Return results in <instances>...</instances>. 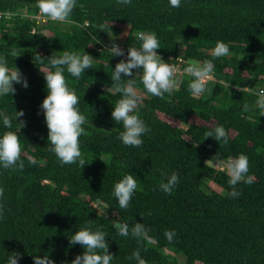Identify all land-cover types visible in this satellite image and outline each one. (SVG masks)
Listing matches in <instances>:
<instances>
[{
	"label": "trees",
	"instance_id": "1",
	"mask_svg": "<svg viewBox=\"0 0 264 264\" xmlns=\"http://www.w3.org/2000/svg\"><path fill=\"white\" fill-rule=\"evenodd\" d=\"M0 12L13 13L0 18V56L28 81L27 88L14 83V96L0 97V111L25 113L11 129L0 119V136L26 122L18 133L22 151L17 163L24 167L0 166L5 190L0 264L13 251L22 254L18 264H35L34 256L47 254L55 264H71L85 249L71 246L69 238L88 225L108 234L112 264H136L129 257L137 249L148 264H264V116L255 106L256 93L264 89V0H181L178 8L169 0H131L128 6L117 0H77L71 24L38 21L36 0H0ZM124 26L126 52L140 46L138 32H155L165 61L171 63L173 56L177 63L182 57L183 68L205 60L214 64L213 79L199 97L189 91L193 77L187 73L177 75L179 88L163 98L147 93L136 77L143 96L137 113L151 128L140 147L121 141L123 125L111 116L121 98L111 89V73L126 58L111 57L103 43ZM217 41L229 45L227 57L213 58ZM63 51H85L94 58L93 68L80 78L64 73L88 121L80 137L89 163L84 169L62 165L47 150L40 105L48 92L40 70H51L47 57ZM220 125L229 135L227 144L206 136ZM241 153L249 158L254 182L237 184L242 195L233 199L227 170L216 162ZM162 172L179 174L171 195L159 187L167 182ZM126 174L136 178L137 189L124 210L114 185ZM137 222L144 224L151 243L132 235ZM117 223L129 225L127 237L118 235ZM165 230L175 231L171 242Z\"/></svg>",
	"mask_w": 264,
	"mask_h": 264
},
{
	"label": "clouds",
	"instance_id": "2",
	"mask_svg": "<svg viewBox=\"0 0 264 264\" xmlns=\"http://www.w3.org/2000/svg\"><path fill=\"white\" fill-rule=\"evenodd\" d=\"M119 5H131V0H117ZM172 8L181 6V0H169ZM36 7L39 9L41 16L46 17L53 22L61 24H71L69 20L70 14L77 8V0H36ZM86 26V25H85ZM80 27V25H77ZM140 46H130L127 49V58L121 59L111 73V89L115 93H119L121 98L114 104V110L111 113L112 119L116 123H122L123 131L120 132L119 138L126 146L140 147L143 144L142 136L151 132L143 120L140 119L137 110L143 102V96L136 87V77L140 78L147 93L163 98L165 94L171 96L182 83L177 78L180 71L176 64L165 61L159 54V40L155 32H138ZM112 38L111 46L105 45L106 50L111 57H124L125 50L122 49L115 41L118 37L109 35ZM97 43L100 41L97 40ZM230 54V47L223 41H217L212 49L213 58L227 57ZM12 55L18 57L16 50L12 51ZM93 57L85 51H63L57 55L54 52L47 57V65L51 70H40L44 74L46 80L47 96L40 105V109L45 116L48 128V145L47 150L53 153L62 165L76 164L79 168L84 169L89 164L80 149V137L85 134V128L82 127L88 121L81 114L78 107L79 97L74 87H70L65 79V71L71 76L80 78L81 74L86 70L93 68ZM43 62V61H41ZM136 70L134 73L133 70ZM142 69V71H141ZM214 70L213 60H205L203 63L192 62L184 72L193 77L189 83V91L194 97L201 96L207 91V82L212 80ZM123 74V75H122ZM134 77V78H132ZM14 83L22 84L24 88L28 87V81L23 77L20 70H10L7 58L0 56V97L14 96L17 89ZM256 95L258 99L255 106L264 116V89H260ZM244 110H249V105H244ZM25 115L23 110L16 111L9 115L4 111H0V119L7 129L12 128V122L18 117ZM26 127L25 121H19L16 131H6L0 136V166L4 169L18 166L23 168L24 165L20 161L21 144L18 133ZM207 137H213L216 141H223L227 144L229 135L225 128L220 125L216 126L214 132L206 133ZM32 164L36 163L35 159H31ZM208 161H206L207 164ZM217 166L226 169L229 176L228 183L231 187L229 196L233 199L242 195L238 191L236 185L240 182L252 184L254 177L248 175L249 158L246 154L241 153L236 158L229 157L227 161L218 160ZM166 177L167 182L160 184V189L164 193L171 195L173 190L179 184V174L172 172L169 176L166 172L161 173ZM137 189L136 178L132 174H126L123 179L115 183L114 196L116 197L119 207L126 210L131 202L134 192ZM4 188L0 187V201L4 197ZM4 204L0 203V218L3 217ZM118 235L127 237L129 235V225L127 223H117L115 225ZM134 237H148V230L144 224L136 223L131 230ZM165 237L171 242L176 233L174 230H165ZM108 234L101 228L93 229L91 225L78 229L70 239V245H81L85 251L81 255H77L71 264H112L115 259L113 254L109 253V243L106 241ZM22 254L13 251L8 255L6 264H18V260ZM35 264H55L49 256H34ZM129 259L136 261V264H148V261L141 256L139 249L134 251ZM67 264V261H65Z\"/></svg>",
	"mask_w": 264,
	"mask_h": 264
},
{
	"label": "built area",
	"instance_id": "3",
	"mask_svg": "<svg viewBox=\"0 0 264 264\" xmlns=\"http://www.w3.org/2000/svg\"><path fill=\"white\" fill-rule=\"evenodd\" d=\"M3 15H6L7 17H10L11 15H13V13H11V12H5V13L0 12V18H1ZM35 17H36V19H37L38 21H40V22H47V21H50V20H48L46 17L41 16L40 13H39L38 15H35ZM111 43H112V41H107V42L103 43V47L105 48V45L111 46ZM116 43L119 44V46H120L122 49L125 50V45L123 44V42H117V41H116ZM124 57L127 58V52H126V50H125V56H124ZM183 60H184V59H183L182 57H179V58H178V62L176 63V62H174V57H173V56L171 57V61H172L171 63L176 64L177 67H178L179 70H180V71L177 73V75H183V74L186 73V72H184V68H183V65H182ZM212 79H213V78H212Z\"/></svg>",
	"mask_w": 264,
	"mask_h": 264
},
{
	"label": "rangeland",
	"instance_id": "4",
	"mask_svg": "<svg viewBox=\"0 0 264 264\" xmlns=\"http://www.w3.org/2000/svg\"><path fill=\"white\" fill-rule=\"evenodd\" d=\"M127 32H128V27H126V26H124V28H122L121 27V29H120V31L117 33V35H114L113 33H111L110 35H113V36H116V37H118V41H123L124 40V38H125V36H126V34H127ZM110 39H112L110 36H108ZM99 208V207H98ZM100 210L101 211H103L101 208H100ZM168 253H171V252H169V251H167ZM180 258V262H182V261H184V257L182 256V257H179ZM198 264H201L200 262H198Z\"/></svg>",
	"mask_w": 264,
	"mask_h": 264
}]
</instances>
